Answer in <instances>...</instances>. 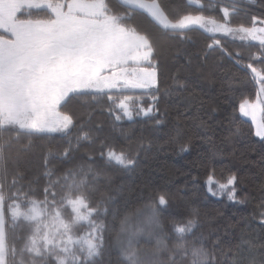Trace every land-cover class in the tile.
<instances>
[{"label": "snow or ice", "instance_id": "1", "mask_svg": "<svg viewBox=\"0 0 264 264\" xmlns=\"http://www.w3.org/2000/svg\"><path fill=\"white\" fill-rule=\"evenodd\" d=\"M250 3L254 5L256 0ZM190 4L203 7L201 0H190ZM141 10L166 33L180 39L186 38V30L198 26L258 42L250 62L242 65L257 87L256 101L243 100L239 113L251 119L255 136L264 141V13L251 16L247 25H234L228 7L223 8L222 22H218L192 13L170 19L157 0H0V264H98L97 258L103 256L104 224L99 217L108 209L103 200L90 206L88 194L97 190V181L107 176V168H133L134 156L102 143L100 163L89 156L91 163L57 175L49 167L50 158H70L71 142L58 153L49 148L43 158V199L31 195V181L25 191L19 170L9 181L8 165L23 159L37 139L70 133L74 119L63 109L74 98L95 101L106 97L107 111L116 121L124 117L132 121L134 114L155 118L166 52L129 23ZM220 44L217 39L207 48ZM222 51L241 65V53ZM137 89L147 90L151 100L147 107L142 103L143 93L128 94ZM163 95H169L167 89ZM155 123L159 125L161 120L155 119ZM201 127H206L203 121ZM92 140L91 131L80 125L77 147L80 141ZM180 150L188 148L181 144ZM238 180L235 173L223 182L209 174L206 183L213 196L219 192L239 203ZM170 198L166 188L157 189L142 207L121 221L116 247L122 264H264V243L250 239L244 228L236 243H225L216 234L218 230L208 237L203 232L197 235L194 230L199 227L201 213L190 201L185 202L187 218L171 219L176 243L169 248L160 216ZM260 206L264 208V202ZM260 216L264 225V212ZM19 220L27 222L30 235L17 247L14 241L9 242L6 228H14ZM82 228L86 230L81 233ZM233 228L227 225L224 234ZM142 236L154 240V245L140 246Z\"/></svg>", "mask_w": 264, "mask_h": 264}, {"label": "trees", "instance_id": "2", "mask_svg": "<svg viewBox=\"0 0 264 264\" xmlns=\"http://www.w3.org/2000/svg\"><path fill=\"white\" fill-rule=\"evenodd\" d=\"M157 2L171 19L200 13L222 20V8L228 7L232 24L247 25L251 16L264 13L262 0H256L254 5L250 0H201L203 7L190 4L189 0ZM129 23L166 52L160 69L161 98L155 118L134 116L132 121H116L107 111L109 102L106 97H97L95 101L74 98L63 110L73 116L75 127L67 136L54 133L37 139L35 147L23 159L9 161V181L19 170L24 177L21 183L25 191L29 190L31 181V195L43 199L46 150L51 148L61 152L69 141L72 147L70 158H50L49 167L57 175L68 168L91 163L89 156L100 163L102 143L134 156L136 164L133 168H107V176L97 181V190L88 194L90 206L95 207L103 200L108 209L99 217L104 224L105 250L103 256L97 258L98 264H122L116 247L121 221L142 207L150 194L163 188L171 194L169 205L160 216L164 232L168 234L166 243L169 248L176 243L171 219L187 218L186 201L200 209L199 227L194 230L197 235L203 232L208 237L218 230L216 234L225 243H236L240 229L244 228L250 239L264 243V225L260 223V213L264 212L260 206L264 202V160L261 159L264 157V141L255 136L251 120L239 113V104L243 100L256 98L257 87L242 65L250 62L249 57L256 53L258 43L213 36L199 27L186 30V38L180 39L166 33L143 10L138 11ZM217 39L220 46L208 49L207 45ZM222 49L233 54L241 53V65L225 56ZM165 89L169 95H163ZM142 93V103L147 107L151 103L147 90L128 92L136 96ZM155 119H160L161 123L157 125ZM201 121L206 127H201ZM82 124L85 130L91 131L93 140L80 141L77 147ZM177 127L180 129L179 137ZM181 144H185L188 150L182 152ZM232 173L239 178L236 185L239 203L230 201L226 194L213 196L206 183L209 174L223 182ZM227 225L234 228L225 235ZM85 230L82 228L80 232ZM6 231L9 242L14 241L17 247L22 246L23 240L30 235L28 224L23 220L17 221L14 228L7 227ZM139 239L140 246L151 247L155 243L144 236Z\"/></svg>", "mask_w": 264, "mask_h": 264}, {"label": "rangeland", "instance_id": "3", "mask_svg": "<svg viewBox=\"0 0 264 264\" xmlns=\"http://www.w3.org/2000/svg\"><path fill=\"white\" fill-rule=\"evenodd\" d=\"M189 2H190V0H189ZM224 8V7H223ZM223 8H222V14L224 15V13H223ZM229 12H231V9L229 8ZM198 14H200V13H198ZM206 16V15H205ZM207 17H210V16H207ZM210 18H214V17H210ZM171 19V18H170ZM214 19H216V18H214ZM218 22H222V20H220V19H216ZM196 27H198V26H196ZM209 27H211V25H209ZM202 29V28H201ZM204 31H206V32H208L209 34H211V35H213V36H226V37H231V38H234L233 36H230V35H224L223 33H220V32H216V33H212V32H209V31H207L206 29H203ZM235 39H238V40H240L239 39V37H235ZM240 41H242V40H240ZM245 42H257V41H247V40H244ZM258 43V42H257ZM137 90H139V89H137ZM250 103H254L255 101H256V98L255 99H253V100H248ZM134 116H135V114H134ZM133 116V117H134ZM244 117V116H243ZM245 118H247V119H249V120H251L249 117H245ZM261 118V114L260 113H257V119H260ZM124 119H127L126 117H124V118H122L121 120H124ZM252 122V121H251ZM254 126V125H253ZM219 193V192H218Z\"/></svg>", "mask_w": 264, "mask_h": 264}]
</instances>
